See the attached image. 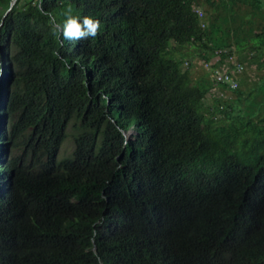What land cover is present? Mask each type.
Instances as JSON below:
<instances>
[{"label": "trees", "instance_id": "1", "mask_svg": "<svg viewBox=\"0 0 264 264\" xmlns=\"http://www.w3.org/2000/svg\"><path fill=\"white\" fill-rule=\"evenodd\" d=\"M203 1L0 0V264H264V0Z\"/></svg>", "mask_w": 264, "mask_h": 264}, {"label": "clouds", "instance_id": "2", "mask_svg": "<svg viewBox=\"0 0 264 264\" xmlns=\"http://www.w3.org/2000/svg\"><path fill=\"white\" fill-rule=\"evenodd\" d=\"M42 13L48 17L49 27L54 35V37L59 42L60 47L64 46L65 41H77V40H88L89 38H96L101 31V21L91 15H79L73 14V9L71 4H69L63 11L62 19H57V17L43 9L42 0L39 5ZM11 12V6L6 7L2 12H0V27H3L4 20ZM59 55V53H57ZM65 63L67 61L65 60ZM197 65V62H195ZM197 67H199L197 65ZM2 74V70H0ZM121 135L125 137V142L128 140L126 137L125 130H120ZM129 134L132 130L128 129Z\"/></svg>", "mask_w": 264, "mask_h": 264}, {"label": "built area", "instance_id": "3", "mask_svg": "<svg viewBox=\"0 0 264 264\" xmlns=\"http://www.w3.org/2000/svg\"><path fill=\"white\" fill-rule=\"evenodd\" d=\"M197 13L199 16L202 15L200 10ZM197 65L209 72L214 87L222 86L227 91L237 88V79L246 68V65L240 62L237 56L228 49L217 51L210 61H198Z\"/></svg>", "mask_w": 264, "mask_h": 264}, {"label": "rangeland", "instance_id": "4", "mask_svg": "<svg viewBox=\"0 0 264 264\" xmlns=\"http://www.w3.org/2000/svg\"><path fill=\"white\" fill-rule=\"evenodd\" d=\"M217 1L218 0H210L209 2L210 3L212 2V4H216L215 2H217ZM210 3H205L203 1L202 5H200V9L204 12V14H205V12L210 11V8H211ZM188 52H189V49L186 48L185 53H188ZM244 72H246L245 75H246V78L248 80V83H252L257 79V78L255 79L253 67L251 69H248V67L246 66ZM205 122L211 123L212 119L208 118L205 120ZM68 133H70V130L68 131ZM133 136H135L133 131L131 132V134H129L128 132L126 134L127 139H131V138H133ZM71 151H72V138L70 136H68L62 144L61 151H59V153L57 155V160L58 161L61 160L62 158H64L63 156L70 154Z\"/></svg>", "mask_w": 264, "mask_h": 264}, {"label": "water", "instance_id": "5", "mask_svg": "<svg viewBox=\"0 0 264 264\" xmlns=\"http://www.w3.org/2000/svg\"><path fill=\"white\" fill-rule=\"evenodd\" d=\"M14 3H12L11 5H13Z\"/></svg>", "mask_w": 264, "mask_h": 264}, {"label": "crops", "instance_id": "6", "mask_svg": "<svg viewBox=\"0 0 264 264\" xmlns=\"http://www.w3.org/2000/svg\"><path fill=\"white\" fill-rule=\"evenodd\" d=\"M254 68V67H253Z\"/></svg>", "mask_w": 264, "mask_h": 264}]
</instances>
